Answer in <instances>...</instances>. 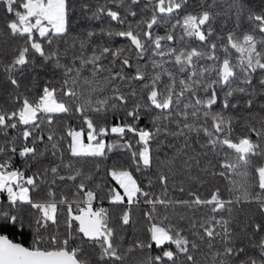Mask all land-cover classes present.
<instances>
[{
  "label": "snow or ice",
  "instance_id": "1",
  "mask_svg": "<svg viewBox=\"0 0 264 264\" xmlns=\"http://www.w3.org/2000/svg\"><path fill=\"white\" fill-rule=\"evenodd\" d=\"M0 264H264V0H0Z\"/></svg>",
  "mask_w": 264,
  "mask_h": 264
},
{
  "label": "trees",
  "instance_id": "2",
  "mask_svg": "<svg viewBox=\"0 0 264 264\" xmlns=\"http://www.w3.org/2000/svg\"><path fill=\"white\" fill-rule=\"evenodd\" d=\"M14 239L17 240V241L29 240V238H27V237H20V236H15Z\"/></svg>",
  "mask_w": 264,
  "mask_h": 264
}]
</instances>
